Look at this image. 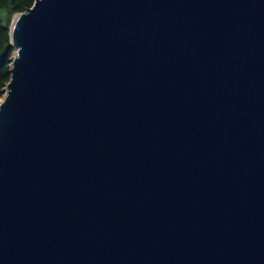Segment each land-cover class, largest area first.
<instances>
[{"label":"water","instance_id":"95a60500","mask_svg":"<svg viewBox=\"0 0 264 264\" xmlns=\"http://www.w3.org/2000/svg\"><path fill=\"white\" fill-rule=\"evenodd\" d=\"M0 97V264H264V0H34Z\"/></svg>","mask_w":264,"mask_h":264},{"label":"trees","instance_id":"16d2710c","mask_svg":"<svg viewBox=\"0 0 264 264\" xmlns=\"http://www.w3.org/2000/svg\"><path fill=\"white\" fill-rule=\"evenodd\" d=\"M34 0H0V97L9 80V64L14 53L10 42V24L14 13L25 10Z\"/></svg>","mask_w":264,"mask_h":264}]
</instances>
